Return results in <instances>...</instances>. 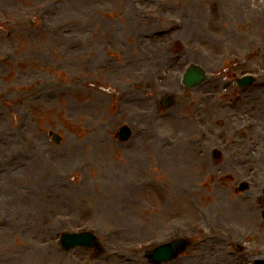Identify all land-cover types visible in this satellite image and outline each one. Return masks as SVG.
I'll use <instances>...</instances> for the list:
<instances>
[{
  "label": "rangeland",
  "instance_id": "1",
  "mask_svg": "<svg viewBox=\"0 0 264 264\" xmlns=\"http://www.w3.org/2000/svg\"><path fill=\"white\" fill-rule=\"evenodd\" d=\"M263 112L264 0H0V264H151L174 240L162 264H253ZM86 231L94 248L61 246Z\"/></svg>",
  "mask_w": 264,
  "mask_h": 264
},
{
  "label": "water",
  "instance_id": "2",
  "mask_svg": "<svg viewBox=\"0 0 264 264\" xmlns=\"http://www.w3.org/2000/svg\"><path fill=\"white\" fill-rule=\"evenodd\" d=\"M203 72L195 66H191L187 69L186 74L183 78V84L188 87H195L203 80ZM52 141L59 143L58 138L53 133H49ZM129 136V131L126 128H120L118 130V138L120 140H126ZM264 213V212H263ZM264 216V214H263ZM61 246L65 249H71L76 246H83L89 248L94 246L95 239L91 234L80 233V234H64L60 239ZM178 245H163L158 247L151 255V260L154 263L164 262L170 260L178 251Z\"/></svg>",
  "mask_w": 264,
  "mask_h": 264
},
{
  "label": "bare ground",
  "instance_id": "3",
  "mask_svg": "<svg viewBox=\"0 0 264 264\" xmlns=\"http://www.w3.org/2000/svg\"><path fill=\"white\" fill-rule=\"evenodd\" d=\"M172 43H174L173 40H172ZM172 43H171V44H172ZM174 44H175V43H174ZM214 249H215V248H214ZM214 249H213V250H214ZM253 251H254L255 253L252 254V257H261V258L264 257V249H262V250H253ZM222 259H223V260H225V259L227 260V259H229V258H224V256H223Z\"/></svg>",
  "mask_w": 264,
  "mask_h": 264
},
{
  "label": "flooded vegetation",
  "instance_id": "4",
  "mask_svg": "<svg viewBox=\"0 0 264 264\" xmlns=\"http://www.w3.org/2000/svg\"><path fill=\"white\" fill-rule=\"evenodd\" d=\"M263 136V134H261Z\"/></svg>",
  "mask_w": 264,
  "mask_h": 264
}]
</instances>
